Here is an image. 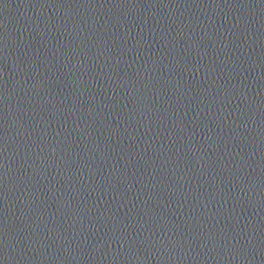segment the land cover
<instances>
[{
    "label": "water",
    "instance_id": "95a60500",
    "mask_svg": "<svg viewBox=\"0 0 264 264\" xmlns=\"http://www.w3.org/2000/svg\"><path fill=\"white\" fill-rule=\"evenodd\" d=\"M0 264H264V0H0Z\"/></svg>",
    "mask_w": 264,
    "mask_h": 264
}]
</instances>
